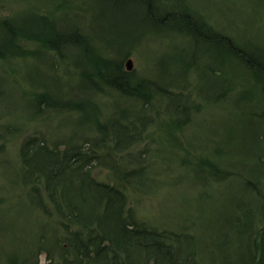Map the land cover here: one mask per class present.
<instances>
[{
	"label": "rangeland",
	"instance_id": "rangeland-1",
	"mask_svg": "<svg viewBox=\"0 0 264 264\" xmlns=\"http://www.w3.org/2000/svg\"><path fill=\"white\" fill-rule=\"evenodd\" d=\"M133 1L0 0V20L47 15L57 28H78L90 39L89 47H69L53 64L27 52L0 56V264H57L69 249L64 216L20 159L28 135L45 137L60 157L73 149L94 153L91 164L81 161L82 170L123 189L138 224L181 235L184 264L254 257L264 264V90L228 53L181 34L177 13L163 28L148 16L144 25L145 4L139 10ZM154 3L158 12L189 4L216 29L264 48V0ZM19 41L27 51L40 45L27 35ZM106 60L119 61L133 85L150 80L147 94H122L103 83ZM45 88L84 106L57 112L42 105L36 113L34 98ZM103 122L109 132L127 124L136 143L103 144ZM237 216L248 225L246 236Z\"/></svg>",
	"mask_w": 264,
	"mask_h": 264
},
{
	"label": "trees",
	"instance_id": "trees-1",
	"mask_svg": "<svg viewBox=\"0 0 264 264\" xmlns=\"http://www.w3.org/2000/svg\"><path fill=\"white\" fill-rule=\"evenodd\" d=\"M114 1L119 0H103L107 6L108 3L112 5ZM132 3L139 10L145 4L146 10L141 15L144 25H148L144 22L147 21L148 16L151 22L154 20V24L163 28L164 24L167 26L170 24L169 16L173 14L175 17L177 13L179 18H182L179 22L181 23V26L179 25L181 34L189 35L194 41L206 42L217 51L223 50L228 53L233 63L241 64L245 74L256 84H260L264 90V48L247 40L238 41L229 34L216 29L204 21L202 16L189 4H182L178 11L158 12L154 0H134ZM136 10L133 11L136 12ZM155 13H157L156 17ZM54 24L47 15L36 16L22 13L12 18H1L0 56H22L27 52L32 54L36 60L50 59L53 64L57 57L63 58L69 47L78 48L82 45L89 47L88 40L90 39L85 37L78 28H57ZM174 24H176L175 21ZM23 35L36 37L40 40V45L27 51L19 41V37ZM102 66L100 79L109 87H113L122 94L133 96L134 94H147L151 85L150 80L143 82L141 80L133 85L129 73L122 69L119 61L117 63V61L106 60ZM81 78L89 81L93 79L91 73L83 70H81ZM39 87L44 86L39 85ZM81 102L65 100L62 95L57 96L49 88H45L37 92L33 101L35 105L33 109L37 113L42 105H46L43 109L67 112L71 109L80 110L84 106ZM90 105L89 102L87 106ZM81 119L82 122L85 120ZM98 127L102 134L100 142L103 144L111 140L115 146L128 148L137 141H134V134L128 133L127 124L124 126L121 123L119 126L116 124L112 132H109L107 122L98 124ZM137 137H140V134ZM45 143L47 141L43 136L28 135L20 143L19 154L23 165L31 173L36 174L35 180L44 181L43 185L47 188L55 210L64 216L67 233L65 242L69 249L65 250L62 260L57 264H90L91 260H94L93 264H184L182 260L186 256L184 255L185 250L181 249L184 245L181 235L160 231L143 223L138 224L133 219L131 210L128 209L123 189L92 178L88 170H82L83 162L89 165L94 160L93 158H96L94 153L76 152L73 149L71 153H64V157H60L58 147L48 148ZM134 172L135 170L127 171L124 176ZM261 209L264 223V207L262 206ZM245 216L247 219H255L252 211L247 210ZM239 218V216L235 218L239 220L237 226L246 236L248 225L245 222L242 223L243 221ZM263 233L264 227L260 230L259 237L263 238ZM237 234L239 237L240 233ZM253 236L249 234L248 238ZM262 257L264 256L260 254V259ZM227 261L232 264L231 259ZM259 261L254 257L249 262H242L243 264H255ZM22 264L27 263L22 262ZM190 264H195V262Z\"/></svg>",
	"mask_w": 264,
	"mask_h": 264
},
{
	"label": "water",
	"instance_id": "water-1",
	"mask_svg": "<svg viewBox=\"0 0 264 264\" xmlns=\"http://www.w3.org/2000/svg\"><path fill=\"white\" fill-rule=\"evenodd\" d=\"M128 68H130V65L128 64Z\"/></svg>",
	"mask_w": 264,
	"mask_h": 264
}]
</instances>
